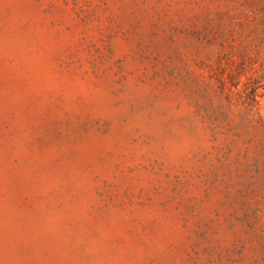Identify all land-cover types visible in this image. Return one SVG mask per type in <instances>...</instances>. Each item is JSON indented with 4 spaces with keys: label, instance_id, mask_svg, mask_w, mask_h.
<instances>
[{
    "label": "rangeland",
    "instance_id": "1",
    "mask_svg": "<svg viewBox=\"0 0 264 264\" xmlns=\"http://www.w3.org/2000/svg\"><path fill=\"white\" fill-rule=\"evenodd\" d=\"M0 264H264V0H0Z\"/></svg>",
    "mask_w": 264,
    "mask_h": 264
}]
</instances>
